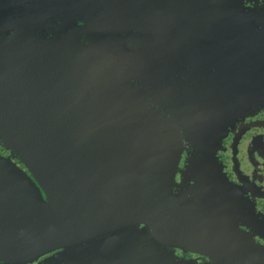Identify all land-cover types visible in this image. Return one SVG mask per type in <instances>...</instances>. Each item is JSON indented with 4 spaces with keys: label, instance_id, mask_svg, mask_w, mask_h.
Returning <instances> with one entry per match:
<instances>
[{
    "label": "water",
    "instance_id": "obj_1",
    "mask_svg": "<svg viewBox=\"0 0 264 264\" xmlns=\"http://www.w3.org/2000/svg\"><path fill=\"white\" fill-rule=\"evenodd\" d=\"M258 19L234 0H0V258L114 223L178 239L185 141L211 157L264 109Z\"/></svg>",
    "mask_w": 264,
    "mask_h": 264
},
{
    "label": "flooded vegetation",
    "instance_id": "obj_2",
    "mask_svg": "<svg viewBox=\"0 0 264 264\" xmlns=\"http://www.w3.org/2000/svg\"><path fill=\"white\" fill-rule=\"evenodd\" d=\"M234 1L258 14L264 32V0ZM214 140L207 158L193 157L185 141L175 188L179 212L172 216L184 228L178 239L162 240L147 224L114 223L89 242L0 264H264V109L239 116ZM0 155L11 152L0 145Z\"/></svg>",
    "mask_w": 264,
    "mask_h": 264
}]
</instances>
